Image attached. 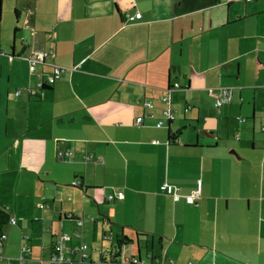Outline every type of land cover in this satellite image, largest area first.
Returning a JSON list of instances; mask_svg holds the SVG:
<instances>
[{
    "label": "crops",
    "instance_id": "obj_1",
    "mask_svg": "<svg viewBox=\"0 0 264 264\" xmlns=\"http://www.w3.org/2000/svg\"><path fill=\"white\" fill-rule=\"evenodd\" d=\"M180 1L0 0V20L13 10L19 28L6 41L0 27V206L17 227L0 264L48 262L76 230L68 244H87L99 264H264V0L178 14ZM33 50L48 55L31 72ZM56 65L68 70L49 85ZM99 237L106 248L95 249ZM66 251L65 264L80 260Z\"/></svg>",
    "mask_w": 264,
    "mask_h": 264
},
{
    "label": "built area",
    "instance_id": "obj_2",
    "mask_svg": "<svg viewBox=\"0 0 264 264\" xmlns=\"http://www.w3.org/2000/svg\"><path fill=\"white\" fill-rule=\"evenodd\" d=\"M248 1H252V0H248ZM141 17H142V13L137 12L135 15L129 16L128 19L130 21H133V20L141 18ZM47 55H48V52H46V51L33 50L30 52V54L28 56H26V59L30 61L31 72L35 70L37 64L42 62ZM67 70H68V68H66L64 66H60V65L54 66V69L51 72V74L47 80L48 84L53 85ZM179 86H180L179 83L175 84V87H179ZM217 93L220 96L218 101H217V106H219V105H222L224 102H226L230 99V97L233 95L232 94L233 88L232 87H224V88H221L219 90V92H217ZM17 94H19V91H16V95ZM168 98L169 97H167V98L165 97L164 100H167ZM143 104L145 105L146 108L151 107V103L148 101L143 102ZM163 115H164L163 117L167 120L169 119V121H172L175 117L173 110L170 108L163 110ZM136 121L138 124L142 123L143 117L139 116ZM163 125H164V120H159L157 123V126L162 127ZM262 130L264 131V126H263ZM153 143H158V141L155 140V142L153 141ZM73 154L74 153L72 150L71 151L59 150L57 153V158L65 160V159L71 158L73 156ZM79 184H80V180H73V185H79ZM161 189L163 191L167 192L168 194L173 195V197L176 200H178L179 197L181 196V194H180L181 188L179 186L167 184L165 182L164 184H162ZM199 190L200 189L196 190L192 195L188 196L187 201L192 202V203L197 202L198 197H199ZM123 197H124L123 193H118L117 196L114 193H112V194L108 195V200H113L115 198L122 199ZM77 223L79 226H82L83 225V218H77ZM11 224H16L15 218L12 219ZM81 236H82V232H80V231H74L73 235L62 234V236L60 237V240H58V242L55 243L54 250L52 251V254L50 255V257H48L50 264H65V262H68L70 260L71 257L67 256V254H66L67 253L66 247L69 248V251L71 252V254L79 253L80 254V258H79L80 261L89 260L88 258H90V255L87 252V249H88L87 244H81V245L68 244L71 241L72 237L80 239ZM3 238H6V236L4 235ZM131 259L135 264H144L143 262H140L136 258H131ZM131 259L128 258V259H126V261L131 260ZM25 262H26L25 258L23 256H19L18 264H25ZM6 264H13V263L10 260H7Z\"/></svg>",
    "mask_w": 264,
    "mask_h": 264
},
{
    "label": "rangeland",
    "instance_id": "obj_3",
    "mask_svg": "<svg viewBox=\"0 0 264 264\" xmlns=\"http://www.w3.org/2000/svg\"><path fill=\"white\" fill-rule=\"evenodd\" d=\"M14 22L16 23V19H15V14H14L13 10L8 11V12L7 11L3 12V14L1 12L0 27L2 26V30H1L2 31V37L6 41L9 40L10 38H11V40L13 39V31H14V24L13 23ZM179 79L182 81V78H179ZM229 87H232V86H229ZM221 108H222V106H221ZM221 108L218 109L217 107H215V109H217V111H219ZM226 119H228V121H230V123L232 124L231 126L233 128H236V129H239V130H240V127H242L243 124H244V123H240L239 121H237V119H239L238 118V114L237 115L233 114L230 117H227ZM216 120H218V119H215V123H214V127L215 128L218 127V126L216 127ZM223 125H224L223 123L220 124V126H223ZM258 131H259V133L261 135L264 134L263 132H261L260 128H259ZM246 139L251 140L252 139V135L249 134L248 136H246ZM250 146H252V145L250 144ZM33 220H34V218L32 216H26V217L22 216V218L19 219V222H20L21 226L23 224H26L28 229H30L31 225H34L36 227H40V225H41L40 223L41 222L36 221L35 223H33ZM10 228H17V227L9 225L5 229L6 233H8V229H10ZM24 231H25L24 235L26 237H30L29 234H27V233H29V231L28 230H24ZM104 242L105 241H103L102 238L99 237V242H98V245L96 244V247L93 246L94 244H90L89 246H91L92 248L95 247V249L99 250V249H102V248H106L105 246L108 245L107 243L104 244ZM41 257H42L41 255H37V256L31 255V256H29L30 260L28 261L27 264H49L48 262H45V261H44L45 263L36 262V260L41 259ZM48 257H49V255L45 254L43 259L47 261ZM99 263H100V260L96 259V260H93V261L88 260V261H84V262H81L79 260L76 264H99ZM107 263H109V262H107Z\"/></svg>",
    "mask_w": 264,
    "mask_h": 264
},
{
    "label": "trees",
    "instance_id": "obj_4",
    "mask_svg": "<svg viewBox=\"0 0 264 264\" xmlns=\"http://www.w3.org/2000/svg\"><path fill=\"white\" fill-rule=\"evenodd\" d=\"M214 1L213 0H181L177 6H176V11L178 14H184V13H187V12H190V11H194V10H197V9H201V8H204L208 5H211V3H213ZM17 31H19V28L17 26L14 27V33L16 34ZM229 87V86H228ZM169 99V98H168ZM217 106V105H216ZM219 107V106H217ZM189 108H186V111L188 110ZM175 119V118H174ZM173 119V120H174ZM241 119L243 120V118L241 117ZM172 120V121H173ZM263 128V127H262ZM171 140H173L171 138ZM77 180V179H75ZM82 185V182L80 181V184L79 185H74V186H81ZM14 217L12 216L11 212L8 210V208H5V207H2L0 206V252H1V249H2V246H3V243L5 241L6 238H3V236L6 235V232H5V229L11 225V221ZM76 231H79V230H76ZM74 232V231H73ZM72 232V233H73ZM73 235V234H72ZM24 238H27L29 239L30 237H26L24 236ZM74 237H72L73 239ZM77 239V238H76ZM80 240V239H79ZM54 244V243H53ZM55 245V244H54ZM54 245L52 246V251L54 250ZM73 245V244H72ZM118 247V251L122 253V242L120 241L119 243V246ZM117 251V252H118ZM52 254V252H51ZM2 254L0 253V260L2 259ZM133 258V257H131ZM135 258V257H134ZM88 261V260H87ZM126 261V260H125ZM123 262V260L121 261ZM140 262H143V260H140ZM1 263V262H0ZM126 263H129V264H135L132 259L131 260H128L126 261ZM144 263V262H143ZM154 264V263H152ZM156 264V263H155Z\"/></svg>",
    "mask_w": 264,
    "mask_h": 264
},
{
    "label": "water",
    "instance_id": "obj_5",
    "mask_svg": "<svg viewBox=\"0 0 264 264\" xmlns=\"http://www.w3.org/2000/svg\"><path fill=\"white\" fill-rule=\"evenodd\" d=\"M10 57H11V56H10ZM11 58H12V57H11ZM170 90H171V89H170ZM238 118H239V119H238L239 121L242 120V119H241V116H239ZM107 238H108V237H107ZM71 241H72V239H71ZM71 244H72V243H71ZM130 259H131V257H130ZM48 262H49V259H48ZM49 263H50V262H49Z\"/></svg>",
    "mask_w": 264,
    "mask_h": 264
}]
</instances>
